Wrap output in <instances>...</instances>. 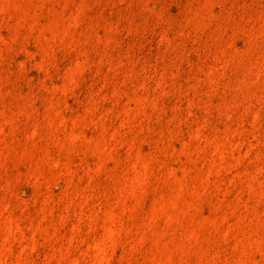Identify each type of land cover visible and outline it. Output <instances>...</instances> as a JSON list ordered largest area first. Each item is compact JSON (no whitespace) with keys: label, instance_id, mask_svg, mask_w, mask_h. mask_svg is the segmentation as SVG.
<instances>
[{"label":"rangeland","instance_id":"rangeland-1","mask_svg":"<svg viewBox=\"0 0 264 264\" xmlns=\"http://www.w3.org/2000/svg\"><path fill=\"white\" fill-rule=\"evenodd\" d=\"M0 264H264V0H0Z\"/></svg>","mask_w":264,"mask_h":264}]
</instances>
